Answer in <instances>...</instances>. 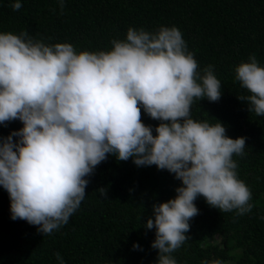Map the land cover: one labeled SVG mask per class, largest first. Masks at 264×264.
Segmentation results:
<instances>
[{
	"label": "clouds",
	"instance_id": "9594fccd",
	"mask_svg": "<svg viewBox=\"0 0 264 264\" xmlns=\"http://www.w3.org/2000/svg\"><path fill=\"white\" fill-rule=\"evenodd\" d=\"M58 3L62 12L65 0ZM21 7L14 0L13 10ZM111 45L77 52L71 43L45 44L26 31L0 32V125H23L0 137V186L9 195L11 219L51 235L79 209L87 177L109 155L167 170L181 186L175 198L153 205L154 219L145 227L155 230L157 264H177L172 253L190 239L198 197L220 212L252 210V191L233 159L245 155L246 138L229 137L218 120L192 118L193 103L218 102L222 85L213 65L201 74L177 27H129L126 39ZM234 71L249 93L238 99L264 117V66L253 54ZM142 110L159 121L155 135ZM97 191L107 197L105 187Z\"/></svg>",
	"mask_w": 264,
	"mask_h": 264
},
{
	"label": "trees",
	"instance_id": "16d2710c",
	"mask_svg": "<svg viewBox=\"0 0 264 264\" xmlns=\"http://www.w3.org/2000/svg\"><path fill=\"white\" fill-rule=\"evenodd\" d=\"M0 0V32L26 31L45 44L71 43L77 52L110 50L113 39L124 40L129 27L155 31L177 27L188 50L204 67L213 65L221 81L218 102L195 101L192 118L222 122L231 138L245 137L243 157L234 156L238 175L252 191L249 213L220 212L203 197L195 201L199 214L190 221V237L172 253L177 264H264V117L249 112L238 99L249 93L235 80V67L255 55L264 66V0ZM142 120L159 121L142 110ZM23 127L19 120L0 125V137ZM15 139V138H14ZM86 196L67 224L51 235L37 226L11 219L10 199L0 186V264H157L151 247L155 230L145 227L153 205L175 198L181 181L155 165L137 167L132 159L109 155L87 177ZM105 187L107 197L97 189ZM219 235L218 242H207ZM138 244L139 249L133 247Z\"/></svg>",
	"mask_w": 264,
	"mask_h": 264
},
{
	"label": "rangeland",
	"instance_id": "374dc122",
	"mask_svg": "<svg viewBox=\"0 0 264 264\" xmlns=\"http://www.w3.org/2000/svg\"><path fill=\"white\" fill-rule=\"evenodd\" d=\"M219 240H220V237L217 234V235L213 236L212 238L208 239L205 243H207V242H210V243L218 242Z\"/></svg>",
	"mask_w": 264,
	"mask_h": 264
}]
</instances>
